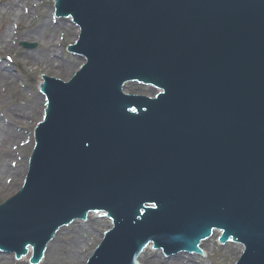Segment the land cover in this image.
<instances>
[{"label": "water", "instance_id": "water-1", "mask_svg": "<svg viewBox=\"0 0 264 264\" xmlns=\"http://www.w3.org/2000/svg\"><path fill=\"white\" fill-rule=\"evenodd\" d=\"M56 10L79 24L71 48L86 64L68 82L44 77L25 182L0 199V247L19 256L31 245L35 263L60 225L102 208L114 226L86 264H139L150 240L201 253L213 228L243 242L238 264H264V0H56ZM127 80L163 92L125 95Z\"/></svg>", "mask_w": 264, "mask_h": 264}, {"label": "bare ground", "instance_id": "bare-ground-1", "mask_svg": "<svg viewBox=\"0 0 264 264\" xmlns=\"http://www.w3.org/2000/svg\"><path fill=\"white\" fill-rule=\"evenodd\" d=\"M21 2L24 3L23 11L19 6V0H0V15L5 17V20L0 23L1 47H3V49H9L11 47V41L15 39V35L18 34L19 36L24 35L25 38L28 39H34L40 43L41 50L36 52L21 51L20 60H22L24 64L30 65L31 68H33L34 64L37 65L34 68V72L38 71L41 65H44L46 72L51 68H56L60 71L67 69V71H65L66 76L62 77L63 79H67V77H70L73 71L84 61V58H81V63H77L73 68H68V66L65 67L64 62L58 58L59 55L55 51V45H57L55 42V35H62L65 32H70L71 35H73L78 27L71 24L70 18H65L62 21L57 19L56 22H53V8H50L49 11L41 12V20L38 25L32 26L31 23L26 26L23 22L26 19L31 20V16L28 15L29 10L27 6L28 4L32 5V2L31 0H21ZM11 26H13L14 29L16 28L14 36L12 35ZM57 29H60V31ZM16 80L17 78L12 74L6 63L0 62V100H2L10 90L17 89ZM37 81H41V79L38 78ZM43 102V96L37 94L33 97L31 106L40 105V107L43 108ZM27 106L15 105L10 107L4 114L0 115V192L8 190L12 185H16L17 181L22 179L26 167L28 169L26 162L22 163L24 166L21 163L18 164V162L22 161V155L13 151L14 148L18 146L24 148L32 146V141H29L26 136L31 135V133L27 132L29 124L23 121V118L27 114ZM40 116H38V118H40ZM97 213L98 212H89L87 219L83 221L74 220L67 226L71 227V229L65 232L64 236L60 237L59 233L65 226L59 228L58 232L47 244L44 258L40 264H76L85 261L89 254V252L87 253L88 247L86 244L89 242L84 236L92 241V239L95 240L94 237L98 233L97 235L99 238L96 241L97 243L101 238L103 229L111 227L110 223L105 224L108 218L102 215L98 216ZM218 235V230H214L210 238L201 242L205 256L181 254V260L166 263L162 251L160 249H151L147 242V245H145L146 247L139 254L137 259L141 261L145 258L149 264H205L204 261L209 259L210 250L206 249L204 244L205 242L214 244V239H216ZM225 245L232 246L231 252L233 255L239 254L243 248L242 244L238 243H226ZM28 247V252L20 259H15L13 253H0V256L8 258V260L11 258L9 264H28L27 260L31 253L30 245H28ZM213 250L212 246L211 252Z\"/></svg>", "mask_w": 264, "mask_h": 264}, {"label": "rangeland", "instance_id": "rangeland-1", "mask_svg": "<svg viewBox=\"0 0 264 264\" xmlns=\"http://www.w3.org/2000/svg\"><path fill=\"white\" fill-rule=\"evenodd\" d=\"M31 2H32V5L28 4L27 6L29 10L28 15L31 16V20L26 19L23 22V24L26 26L30 25L31 23H32V26L38 25L41 20V12L49 11L50 8L53 7V0H31ZM19 3H20L19 6L20 8H22V11H23L24 3H22L21 0H19ZM4 20H5V17L3 15H0V23H2ZM11 31L13 33L12 35L14 36L16 32V28L14 29L13 26H11ZM58 31H60V29ZM71 36L72 35L70 32H65L62 35L61 34L55 35L56 37L55 42L57 44L55 45L56 46L55 51L59 55L58 58H60L64 62L65 67L68 66V68L69 67L73 68L74 66L77 65V63H81V59L78 56H73L72 54H69L66 51L65 44H66V41ZM14 38L15 39L11 41V47L9 49H3V47H1L0 45V62L4 64L6 63V65L10 68L12 74L17 78L16 80L17 89L10 90L9 92L6 93V95L2 98V100H0V115L4 114L12 106H15V105L27 106L28 105L27 114L23 118V121H26L27 124H29L27 132L31 133V135H26V136L28 137L29 141H32V144H33L32 127L35 126L36 121L39 120L38 116L41 115L40 117H42L44 109L41 108L40 105H33V106L31 105H32L33 97L35 95L39 94L40 96H42V94H40V92L37 89L36 82L40 76L39 72H46V69H44V65H41L38 71L34 72V68L37 65L34 64L33 68H31L30 65H26L22 62V60H20L21 51H28V52L40 51L41 45L39 42H37L34 39L25 38L24 35L19 36V34L15 35ZM24 43L28 45L34 44V46H25ZM65 71H67V69L60 71L56 68H51L48 72H46V75L56 74L57 78H60L62 80H67V79L62 78L66 76ZM30 149L31 147L24 148L21 146L14 148L13 151L15 153L22 155V161L18 162V164L20 163L22 164L27 161L28 155L30 154ZM22 165L24 166V164ZM26 165H27V162H26ZM26 171H27V167H26ZM22 182H23V177L21 180L17 181L16 185H12L8 190L0 192V199H5L6 196L9 195V193H14L15 190L19 186L22 185ZM107 223H110L109 219H107V222L105 224ZM70 229L71 227L65 226V228L62 229L59 233L60 237L64 236V233ZM97 234L94 237L95 240L91 238L92 241L89 238H86L84 236V238L87 239V241L89 242L88 243L89 245L86 244V246L88 247L87 253L89 252L88 255H90L91 254L90 252L92 251V249L95 248L96 241L99 238ZM212 246L214 250L211 252ZM204 247L210 250L209 259L204 261L205 264H233V262L236 261L237 256H239V254L241 253L240 252L237 255H233L231 252L232 250L231 245H219L216 242V239H214V244L210 242H205ZM88 257L89 256H87V258ZM10 262H11V258L8 260V258H4L0 256V264H9ZM85 262L86 260L82 262H78L76 264H84ZM140 263L149 264L147 260H145V258H143L140 261ZM150 264H153V263H150Z\"/></svg>", "mask_w": 264, "mask_h": 264}]
</instances>
